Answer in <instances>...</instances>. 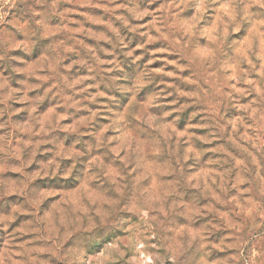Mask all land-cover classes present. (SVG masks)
<instances>
[{
	"label": "clouds",
	"instance_id": "9594fccd",
	"mask_svg": "<svg viewBox=\"0 0 264 264\" xmlns=\"http://www.w3.org/2000/svg\"><path fill=\"white\" fill-rule=\"evenodd\" d=\"M0 264H264V0H0Z\"/></svg>",
	"mask_w": 264,
	"mask_h": 264
}]
</instances>
